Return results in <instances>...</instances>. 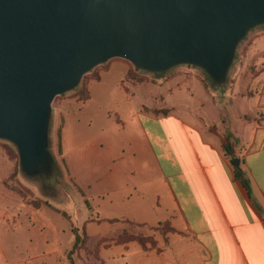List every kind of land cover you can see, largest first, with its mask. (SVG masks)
Returning <instances> with one entry per match:
<instances>
[{
  "label": "crops",
  "instance_id": "0c3cea01",
  "mask_svg": "<svg viewBox=\"0 0 264 264\" xmlns=\"http://www.w3.org/2000/svg\"><path fill=\"white\" fill-rule=\"evenodd\" d=\"M253 38L251 47L259 36ZM244 55L231 76L232 88L228 86L222 96L228 102L223 100L218 104L201 78L191 74L189 85L176 83L174 90L169 91V101L163 100L165 103L161 106L150 102L147 105L142 86L150 83L126 82L127 66L123 81L115 91H122L126 99H137L132 123L117 120L112 131H101L78 154L72 148L79 137L75 135L74 123H79L84 106L94 101L88 84L100 85L110 67L100 70L98 81L90 80L86 84L87 99L76 102L81 104L77 112L64 105L58 110L60 151L57 148V153L75 191L82 194L83 188L70 174L72 166L66 153L75 154L81 171L88 172L91 182L86 185L87 189L98 200L120 207L122 215H110L111 220L153 227L150 215L159 210L163 201L171 203V213L165 222L181 223V231L174 235L178 243L187 246H179L182 253L169 262L162 260L173 247L168 243L160 250L140 249L141 253H147L143 257L145 262L264 264V62L255 63L257 58L249 51ZM207 106L213 113L210 114ZM164 110L166 114L161 113ZM231 111L236 115V126L229 120ZM66 119H69L68 129ZM91 124L90 120L88 128ZM224 136H229L234 143L233 158L222 147ZM232 159L239 160L238 168L230 165ZM9 168L0 149V227L6 234L15 235V227L19 225L20 233L30 240L32 210L24 202H17L16 194L4 186ZM237 176L247 182V188ZM143 203L147 205L145 209ZM19 210L24 214H18ZM143 210L147 215L137 217L136 213ZM33 247L44 246H0L1 261L16 264L15 253L27 249L32 252ZM150 252L155 256H149ZM46 255L41 249L40 254L21 261L45 264Z\"/></svg>",
  "mask_w": 264,
  "mask_h": 264
},
{
  "label": "water",
  "instance_id": "95a60500",
  "mask_svg": "<svg viewBox=\"0 0 264 264\" xmlns=\"http://www.w3.org/2000/svg\"><path fill=\"white\" fill-rule=\"evenodd\" d=\"M260 25L264 0H0V140L23 173L50 168L52 103L85 74L121 59L148 73L190 65L222 84Z\"/></svg>",
  "mask_w": 264,
  "mask_h": 264
},
{
  "label": "rangeland",
  "instance_id": "374dc122",
  "mask_svg": "<svg viewBox=\"0 0 264 264\" xmlns=\"http://www.w3.org/2000/svg\"><path fill=\"white\" fill-rule=\"evenodd\" d=\"M255 36H259V40L251 47L253 37ZM246 51H249L250 54L257 58L255 63L260 64L264 62V25L250 30L238 44L228 75L222 84L213 82L204 71L190 65H178L162 73L140 71L130 63L121 59H111L97 66L85 74L73 90L54 99L47 132V150L52 158V167L40 169L36 174L23 173L19 165L16 148L11 143L0 140V149L10 164L8 177L11 170H13L12 167L14 166L15 168L14 177L9 178L10 184L17 187L22 192V195L16 191H10L16 194L17 202H24L32 210V237L30 240L27 235L20 233L19 225L15 227V235L6 234L2 230L3 227H0V246H44L43 248L33 247L32 252L27 249L25 251L26 253L24 251L15 253L14 258L17 260L16 264H30L29 262L25 263L21 260L32 255L40 254L41 249L47 253L46 257L48 259L45 264H69L66 259V253L74 244L75 234L73 230H75L81 240L79 244L80 249L72 255L75 264H150L143 259L147 253H141L140 246L136 242L122 241V232H126L131 236L150 238L154 243V247L152 248L154 250H160L159 248L167 243L173 246L169 250L170 252L167 251L164 254L165 259H162L164 262H169L176 255L182 253L179 246L187 245L181 244L182 242L178 243V238L174 235L179 234L176 231H181V223L178 220L175 223H169L173 232H169L167 227L159 225L161 222L168 221L167 219L171 213L170 202L163 201L160 204L159 210L155 214H152V216L150 215L149 222L154 225L153 227L132 224L122 220L111 221L109 218L110 215H122V210H120L118 205L110 206L105 201L98 200L93 192L87 189L86 185L91 182V178L88 176L86 170L84 173L81 171L75 154L81 152L88 141L98 136L101 131H108L114 128L118 123L117 120L127 124L132 123V114L138 108L135 101L137 99H126L122 91H115V87L119 85L120 81H123L122 75L125 73L127 66L135 69L137 74L144 76L146 79L143 82L144 84L150 83L154 85L146 84L142 86L144 88L143 100L147 105L150 102L161 106L162 103H165L163 100L169 101V91L174 90L176 83L182 86L189 85L191 83V77L189 75L191 76V74H195L201 78L202 83L218 104L219 102H223V100L228 102V99H224L222 96L227 91L228 86L232 88L231 76L235 68L239 66L242 59L241 56H245L244 53ZM249 62L250 60H248ZM248 63L247 65H249ZM107 66L110 67V72L102 77L100 85L96 82H89L97 72ZM170 78L175 79L166 82ZM88 82V90L94 101L84 106V109L79 113V123H74L75 135H79L72 146L75 154L66 153V157H70V167L72 166L70 174L76 178L75 181L78 186L83 188L81 194L72 188L71 181L65 174L63 162L57 153L56 131L58 125V110L64 105L66 109L77 112L81 108V104L76 103L78 101L77 94L80 88L85 89ZM138 98H142V96ZM67 100H72V103L63 104ZM207 109H209L210 114L213 113L210 107L208 108L207 106ZM228 116L231 124L236 126L234 120L236 115L234 111H231ZM90 120L92 124L88 128ZM68 122L69 119H66V125ZM66 128L68 129V125ZM6 150L10 154V160L6 154ZM35 202L40 203L38 208L35 207ZM131 207H134V205ZM146 207L147 205L143 203V208L145 209ZM17 213L20 215L24 214L20 210ZM62 213L65 216H62ZM138 214L143 215L140 216L142 218L147 215V212L143 210L136 213L137 217ZM5 240L7 241L5 242ZM60 252H62V258L58 260L57 257ZM148 254L152 257L155 256L151 252ZM177 260L179 259L177 258ZM0 264H3L1 257ZM31 264L39 263L33 262Z\"/></svg>",
  "mask_w": 264,
  "mask_h": 264
},
{
  "label": "trees",
  "instance_id": "16d2710c",
  "mask_svg": "<svg viewBox=\"0 0 264 264\" xmlns=\"http://www.w3.org/2000/svg\"><path fill=\"white\" fill-rule=\"evenodd\" d=\"M107 67L102 68L101 70H106ZM100 72V71H99ZM99 72H97V74H95L93 76V78L91 79L92 81H98L99 80ZM125 81L126 82H130V83H143L146 81V79L144 78V76H141L139 74H137L136 70L133 68H128L127 73L125 75ZM87 91H86V87L85 89L80 88L77 97H78V101H84L87 99ZM162 114H166V111H161ZM56 135H57V148H58V152L60 151V131L59 129L56 131ZM222 147L225 151V153L229 156H231V158H233L234 156V143L231 140V138L229 136H224L222 139ZM6 154L10 160V154L8 153V151L6 150ZM12 159V158H11ZM233 160V159H232ZM13 170H11V173L9 175V177L4 181V185L6 188H8L9 190L12 191H16L19 194L22 195V192L15 186L10 184L9 178H13L14 174H15V168L14 166L12 167ZM234 171L236 172L237 169L234 168ZM237 179H239L241 181V183L245 186V188H247V182L243 179H241L240 177L237 176ZM45 205H47L46 203H44ZM35 207H39L40 203L35 202L34 203ZM111 221H115V220H111ZM129 222V221H127ZM159 225H163L165 227H167L169 232H173L172 228L170 227L169 222H161L159 223ZM73 233L75 234L74 237V244L71 247V249L66 253V259L68 261L69 264H75L73 259H72V255L77 253V251L80 249V237L78 234H76L75 230H73ZM121 237H122V241L123 242H127V241H133L136 242L139 246L140 249L142 250H150L154 247V243L151 241L150 238H144L142 236H131L129 234H127L126 232H122L121 233ZM148 244V246H147Z\"/></svg>",
  "mask_w": 264,
  "mask_h": 264
}]
</instances>
